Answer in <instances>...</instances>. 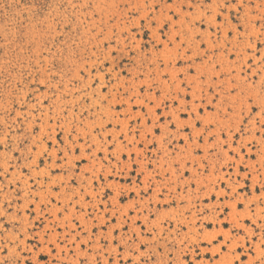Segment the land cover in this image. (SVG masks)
Returning a JSON list of instances; mask_svg holds the SVG:
<instances>
[{
  "label": "rangeland",
  "instance_id": "374dc122",
  "mask_svg": "<svg viewBox=\"0 0 264 264\" xmlns=\"http://www.w3.org/2000/svg\"><path fill=\"white\" fill-rule=\"evenodd\" d=\"M0 264H264V0H0Z\"/></svg>",
  "mask_w": 264,
  "mask_h": 264
}]
</instances>
